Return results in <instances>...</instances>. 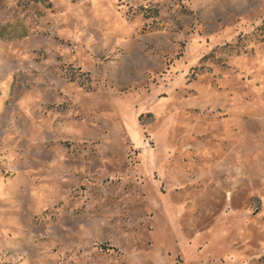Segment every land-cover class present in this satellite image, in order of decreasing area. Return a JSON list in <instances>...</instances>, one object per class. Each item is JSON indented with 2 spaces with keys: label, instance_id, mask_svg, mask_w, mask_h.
<instances>
[{
  "label": "rangeland",
  "instance_id": "rangeland-1",
  "mask_svg": "<svg viewBox=\"0 0 264 264\" xmlns=\"http://www.w3.org/2000/svg\"><path fill=\"white\" fill-rule=\"evenodd\" d=\"M0 264H264V0H0Z\"/></svg>",
  "mask_w": 264,
  "mask_h": 264
}]
</instances>
